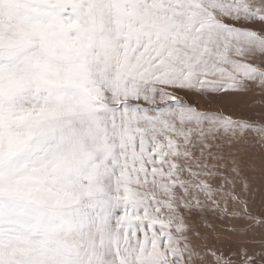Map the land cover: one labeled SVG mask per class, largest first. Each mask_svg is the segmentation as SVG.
Wrapping results in <instances>:
<instances>
[{"label":"snow or ice","instance_id":"obj_1","mask_svg":"<svg viewBox=\"0 0 264 264\" xmlns=\"http://www.w3.org/2000/svg\"><path fill=\"white\" fill-rule=\"evenodd\" d=\"M256 90L264 0H0V264H237L185 215L264 227V108L185 97Z\"/></svg>","mask_w":264,"mask_h":264},{"label":"rangeland","instance_id":"obj_2","mask_svg":"<svg viewBox=\"0 0 264 264\" xmlns=\"http://www.w3.org/2000/svg\"><path fill=\"white\" fill-rule=\"evenodd\" d=\"M256 29H259V25H253ZM185 99L195 105L201 112H224L232 115L234 118H240L241 116H251L253 113H259L264 108V93L259 90L243 94H226L221 93L218 96H200L197 94H189ZM253 101H256L253 104ZM259 119V117H256ZM262 154L261 149L256 148L250 152L248 156L258 161ZM253 187L256 189L255 198L251 202L253 213L257 217L261 216V209L264 208V179L261 178L257 172ZM185 222L189 226L190 240L203 248L207 246H215L218 251L223 253L225 257L231 256L233 260L239 264L240 256L238 255L237 243L245 244L249 249L257 252L262 250V243H264V227H260L256 224V221H244L237 224L228 222L211 221L207 222L202 217L196 215H185ZM214 227L216 232H211L210 228ZM239 229L245 231L249 228L252 231H246V234L230 235L225 232V229ZM200 236L206 238L201 240ZM211 258L209 257V264Z\"/></svg>","mask_w":264,"mask_h":264}]
</instances>
